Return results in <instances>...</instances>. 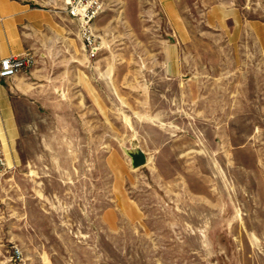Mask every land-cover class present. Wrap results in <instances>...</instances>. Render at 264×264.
<instances>
[{"label": "rangeland", "instance_id": "1", "mask_svg": "<svg viewBox=\"0 0 264 264\" xmlns=\"http://www.w3.org/2000/svg\"><path fill=\"white\" fill-rule=\"evenodd\" d=\"M230 1L217 24L213 0H178V28L152 0H109L95 59L73 34L63 54L29 50L0 264L14 248L23 264H264V0Z\"/></svg>", "mask_w": 264, "mask_h": 264}, {"label": "crops", "instance_id": "2", "mask_svg": "<svg viewBox=\"0 0 264 264\" xmlns=\"http://www.w3.org/2000/svg\"><path fill=\"white\" fill-rule=\"evenodd\" d=\"M108 1L104 0L105 5ZM152 2L168 22L179 28L182 20L178 0ZM206 4L211 8L208 14L210 23H223L228 17L237 15L230 0H213ZM63 5L64 0H0V59L29 50L39 56L50 53L49 48H54L61 54L67 52L70 45L69 35L77 37V24L63 11ZM13 79H0V142L6 150L8 163L13 161L8 156L12 141L17 135L9 93L11 89H23ZM136 155L139 156L138 153Z\"/></svg>", "mask_w": 264, "mask_h": 264}, {"label": "built area", "instance_id": "3", "mask_svg": "<svg viewBox=\"0 0 264 264\" xmlns=\"http://www.w3.org/2000/svg\"><path fill=\"white\" fill-rule=\"evenodd\" d=\"M104 0H64L63 11L77 24V38L86 50L88 58L95 59L99 52L97 36L94 33L95 20L105 11ZM34 53L25 51L10 54L0 59V79L14 78L18 74L34 67ZM9 166L0 145V182L9 172ZM22 254L18 248L12 250L7 264H23Z\"/></svg>", "mask_w": 264, "mask_h": 264}, {"label": "water", "instance_id": "4", "mask_svg": "<svg viewBox=\"0 0 264 264\" xmlns=\"http://www.w3.org/2000/svg\"><path fill=\"white\" fill-rule=\"evenodd\" d=\"M123 151L125 152V154H126L127 156H129V157L131 158L132 167L134 168V166H133L132 155H135V154L139 153L140 150H139L138 148H134V149H125V148H124Z\"/></svg>", "mask_w": 264, "mask_h": 264}, {"label": "trees", "instance_id": "5", "mask_svg": "<svg viewBox=\"0 0 264 264\" xmlns=\"http://www.w3.org/2000/svg\"><path fill=\"white\" fill-rule=\"evenodd\" d=\"M138 155H139V156H137V155H136V156H135V155H132L133 166H134V167H138V166L143 165V164L145 163L142 154L139 152ZM140 156H142V158H141V162H138V161H137V158H139Z\"/></svg>", "mask_w": 264, "mask_h": 264}]
</instances>
